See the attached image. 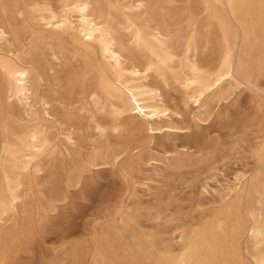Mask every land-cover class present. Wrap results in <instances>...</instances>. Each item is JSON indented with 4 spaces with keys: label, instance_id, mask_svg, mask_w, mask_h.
Segmentation results:
<instances>
[{
    "label": "rangeland",
    "instance_id": "obj_1",
    "mask_svg": "<svg viewBox=\"0 0 264 264\" xmlns=\"http://www.w3.org/2000/svg\"><path fill=\"white\" fill-rule=\"evenodd\" d=\"M73 1L0 0V25L10 34L0 57L33 70L38 115L54 133L36 156L42 170H16L11 183L0 144V205L10 189L22 200L0 224V264H157L158 254L211 228L214 264H256L264 244L237 232L246 215L221 218L235 188L248 184L246 204L264 229V0H236L233 10L225 0H144L141 28L165 36L153 50L116 22L133 0H95L98 11L120 13L110 24L119 64L98 42L39 20L43 9ZM229 53L233 77L197 106L185 82L198 71L208 82L226 72ZM134 67L170 108L153 124L128 114L126 96L102 89L130 79ZM15 110L13 119L24 121ZM3 121L0 111V142Z\"/></svg>",
    "mask_w": 264,
    "mask_h": 264
},
{
    "label": "bare ground",
    "instance_id": "obj_2",
    "mask_svg": "<svg viewBox=\"0 0 264 264\" xmlns=\"http://www.w3.org/2000/svg\"><path fill=\"white\" fill-rule=\"evenodd\" d=\"M225 1L229 9L233 10L236 0ZM95 3V0H75L68 5L62 6L60 10L48 7L40 11L38 18L47 28L65 31L75 30L83 36L87 43L98 42L103 52L109 54L119 64L122 55L114 45L115 38L113 37V30L110 24L119 19L120 13H118L117 6H113V12L115 11L114 16L109 11L103 13L102 10H97ZM146 8L144 0L126 2L122 15L124 21L116 22L126 23L129 29H134L135 39L153 50L157 46V41L163 43L161 38H165V36L158 32L156 39H154L152 35H149L141 28ZM72 12H77V15L72 14ZM9 36V32L0 25V42L2 40L8 41ZM37 42H32L30 46L32 48L38 47ZM52 55L55 60L60 59L58 52L53 51ZM229 55V58L225 61L227 71L216 75L213 79L209 78L210 82L206 80L207 76L205 73L199 71L197 76L191 77L185 82L186 89H194L191 98L197 106H201L207 93L216 90L223 84L224 80L233 77V72L235 71L234 62L232 63L230 60L232 54L229 53ZM130 75V79L126 81L119 80L117 86L112 87L103 84V91L110 95H113V91H115L119 98L126 96L129 100L128 114L132 117H141L148 123L153 124L162 118V116L170 114V108L162 99H160L161 102L154 100L153 93L144 84L139 82L140 79L145 77V74L140 69L134 67ZM42 100V104L48 112L49 102L44 99ZM38 103L39 88L33 70L17 64L13 58L0 57V111L4 116V135L0 142L3 153L1 170L8 183L15 180L16 170H20L21 173H27L33 169L42 170L41 164L36 161V156L45 150H49L53 144L54 133L39 117ZM15 109L19 111L24 121L22 119H13L16 116ZM150 129L156 132L154 128L151 127ZM18 185L22 184L19 183ZM241 188V185L236 187V192L230 195L232 202L221 219L227 220L232 215L240 217L244 213L247 217V225L244 227L241 220H239L237 232L239 234L245 232L259 247L261 244H264V229L258 222L256 208L248 207L246 204V200L250 194L248 184H245ZM20 200L21 195L14 189H10L9 202L0 205V224L9 214V211L17 206ZM221 219L217 221L216 225L219 230H223L225 227ZM213 229H209L206 236L197 232L183 246L171 247L168 251L158 254L157 264H214L213 257L210 254V242L213 239L211 236L215 237ZM253 259L256 264H264V255Z\"/></svg>",
    "mask_w": 264,
    "mask_h": 264
}]
</instances>
